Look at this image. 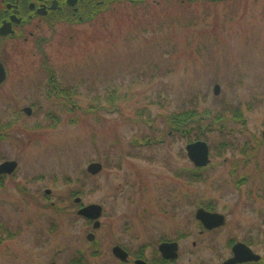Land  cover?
Here are the masks:
<instances>
[{"label":"rangeland","instance_id":"obj_1","mask_svg":"<svg viewBox=\"0 0 264 264\" xmlns=\"http://www.w3.org/2000/svg\"><path fill=\"white\" fill-rule=\"evenodd\" d=\"M146 4L56 36L46 56L17 53L16 64L40 69L45 58L48 69L38 83L14 84L12 109L0 103L22 145L17 177L32 180L26 198L0 192V264H123L114 245L128 252L124 264H219L229 238L261 225L264 0ZM184 111L208 115L182 135L166 119ZM197 141L209 149L203 168L187 156ZM92 162L102 165L96 175ZM76 192L102 207L98 229L77 216ZM208 201L225 216L209 233L194 218ZM251 240L260 254L263 238ZM164 241L178 245L169 263L157 249Z\"/></svg>","mask_w":264,"mask_h":264},{"label":"flooded vegetation","instance_id":"obj_2","mask_svg":"<svg viewBox=\"0 0 264 264\" xmlns=\"http://www.w3.org/2000/svg\"><path fill=\"white\" fill-rule=\"evenodd\" d=\"M202 1L219 4L225 2L241 3L247 0H0V77L1 68L4 72V79L0 82V103L5 102V104L12 109L13 107L11 104L15 103L18 92V88L15 90V85L18 87V85H23V83H25V81L20 78L22 76L27 78L34 76L35 79H31L28 82L33 81L38 83V73H45L48 69L46 64L47 60L45 58H41L42 63L40 69H30L27 65L16 64L15 57L18 52L23 55L31 53V55L35 56H46L44 47L56 36H67L70 39L74 38L79 26L88 25L94 29L98 21L105 19L106 16L117 12V10L119 11L122 7L129 6L135 8L140 5H148L146 4L147 2L153 5L159 2L186 5ZM250 1L254 2V0ZM29 46L32 48L31 51ZM12 72L21 73L17 75L12 74ZM48 80V84L49 82L53 84L52 81L54 78L52 74H50ZM37 102L39 101H35L34 103ZM24 108L31 109L30 115L34 110L33 105ZM24 108H22L21 111L24 115H27L24 112ZM9 113L10 112H0V192L4 193L8 190H12L15 194L26 198V196L30 194L28 191V184H31L32 181L31 173L30 171H25L21 178L18 179L17 177L20 165L16 153L14 154L13 152L16 150L21 151L20 148L22 147V145H19L20 143H17L15 133L17 128H15V125H12L10 119H8L6 123H1ZM13 118L16 120V117ZM18 130L20 131V129ZM24 146L25 145H23V147ZM12 162H15V167L10 170L11 166L8 165V163L11 164ZM236 183L238 184L237 181ZM46 190H44V195H50V192L46 193ZM76 194L78 195V192L73 193V195ZM77 195L72 199L74 200ZM212 204V201H208L204 205L206 209H198H203L208 213L222 215L224 218L223 225L211 230H206L202 223L195 217L198 209H196L194 213L195 220L200 224L203 231L207 233L225 225V216L215 211L214 208L211 207ZM260 215L264 217V211H262ZM259 219L261 225H258L257 222L254 223V228L250 229V237L249 235L248 238L241 239H235V237H233L226 241V245L229 246L230 249V255L219 264L233 256L232 248L236 244L244 245L253 255L257 256L256 259L237 264H264V250L258 254L251 240V238L255 239L260 237L264 240V219H261V217ZM3 228L0 220V230Z\"/></svg>","mask_w":264,"mask_h":264},{"label":"water","instance_id":"obj_3","mask_svg":"<svg viewBox=\"0 0 264 264\" xmlns=\"http://www.w3.org/2000/svg\"><path fill=\"white\" fill-rule=\"evenodd\" d=\"M4 79V72L1 68V77L0 82ZM219 87L216 85L214 87V94H218ZM24 112L27 115H30L31 109L30 108H24ZM187 156L192 161L193 165L196 167H203L206 166L209 163V149L205 142L197 141L192 144H188L186 147ZM5 165V164H4ZM10 165L11 169H14L15 162H12ZM102 169V165L97 162L90 163L86 171L90 175H96L98 174ZM46 193H49V190H46ZM75 204H80L81 200L80 198H76L74 200ZM77 215L86 219L92 221V229H98L100 227L99 218L102 215V207L97 204H89L86 206H82L78 209ZM195 217L206 230H211L215 227L221 226L224 224V218L220 214H212L204 211L203 209H198L196 211ZM88 241H92L94 238V235L92 233H89L86 236ZM157 249L161 255V257L167 261H173L177 258V250L178 245L176 242H162L157 246ZM233 256L226 261H224L221 264H237L244 261H248L251 259H256L257 256L253 255L248 248H246L242 244H236L232 248ZM111 253L115 259L120 261L121 263H127L128 262V253L119 245H114L111 249ZM134 264H148L142 259H135Z\"/></svg>","mask_w":264,"mask_h":264},{"label":"trees","instance_id":"obj_4","mask_svg":"<svg viewBox=\"0 0 264 264\" xmlns=\"http://www.w3.org/2000/svg\"><path fill=\"white\" fill-rule=\"evenodd\" d=\"M206 115H208L207 112H205L204 115H202V117L199 118V117H197L198 115H195V113H192L191 111H184V112H180V113L170 114L167 117L166 121H167V125L171 128V131L174 130V131L179 132L182 135H185L189 132V130L186 129V126H188V123L190 121L203 120V119H205L204 116H206ZM195 137L197 140L198 135ZM161 261L163 263H169V261H165L164 259H162ZM75 263H77V261Z\"/></svg>","mask_w":264,"mask_h":264}]
</instances>
